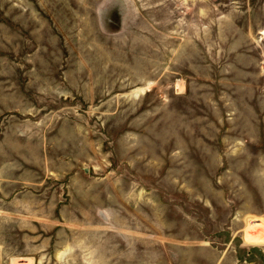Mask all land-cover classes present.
I'll use <instances>...</instances> for the list:
<instances>
[{
    "label": "rangeland",
    "instance_id": "rangeland-1",
    "mask_svg": "<svg viewBox=\"0 0 264 264\" xmlns=\"http://www.w3.org/2000/svg\"><path fill=\"white\" fill-rule=\"evenodd\" d=\"M0 264H264V0H0Z\"/></svg>",
    "mask_w": 264,
    "mask_h": 264
}]
</instances>
